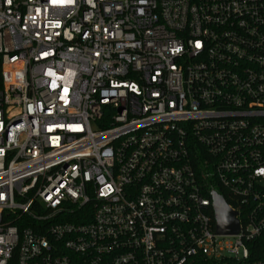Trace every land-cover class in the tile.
I'll use <instances>...</instances> for the list:
<instances>
[{"label": "built area", "instance_id": "obj_1", "mask_svg": "<svg viewBox=\"0 0 264 264\" xmlns=\"http://www.w3.org/2000/svg\"><path fill=\"white\" fill-rule=\"evenodd\" d=\"M0 264H264V0H0Z\"/></svg>", "mask_w": 264, "mask_h": 264}, {"label": "water", "instance_id": "obj_2", "mask_svg": "<svg viewBox=\"0 0 264 264\" xmlns=\"http://www.w3.org/2000/svg\"><path fill=\"white\" fill-rule=\"evenodd\" d=\"M214 209L217 221V233L235 234L240 231V223L237 218L238 212L233 210L226 198L215 191L213 193Z\"/></svg>", "mask_w": 264, "mask_h": 264}, {"label": "trees", "instance_id": "obj_3", "mask_svg": "<svg viewBox=\"0 0 264 264\" xmlns=\"http://www.w3.org/2000/svg\"><path fill=\"white\" fill-rule=\"evenodd\" d=\"M225 195H226V194H225ZM226 198H227L228 201H230L229 198H228V196H226Z\"/></svg>", "mask_w": 264, "mask_h": 264}, {"label": "rangeland", "instance_id": "obj_4", "mask_svg": "<svg viewBox=\"0 0 264 264\" xmlns=\"http://www.w3.org/2000/svg\"><path fill=\"white\" fill-rule=\"evenodd\" d=\"M95 125V124H94Z\"/></svg>", "mask_w": 264, "mask_h": 264}]
</instances>
